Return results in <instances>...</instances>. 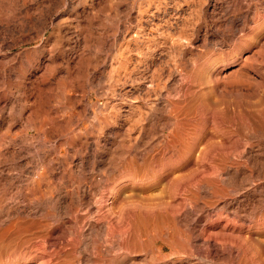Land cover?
Segmentation results:
<instances>
[{"label": "rangeland", "instance_id": "374dc122", "mask_svg": "<svg viewBox=\"0 0 264 264\" xmlns=\"http://www.w3.org/2000/svg\"><path fill=\"white\" fill-rule=\"evenodd\" d=\"M88 1L0 0V264H264V0ZM136 30L131 93L111 98ZM22 66L43 135L17 120ZM107 101L123 111L96 115Z\"/></svg>", "mask_w": 264, "mask_h": 264}, {"label": "bare ground", "instance_id": "6f19581e", "mask_svg": "<svg viewBox=\"0 0 264 264\" xmlns=\"http://www.w3.org/2000/svg\"><path fill=\"white\" fill-rule=\"evenodd\" d=\"M86 2H85V4H87V3H91V2H89L88 0H85ZM142 1V0H141ZM136 3V2H135ZM54 4V3H53ZM78 5L80 4V3H77ZM115 4V3H114ZM76 5V4H75ZM134 6V5H133ZM144 6H145V4L144 3H141L140 2V5H139V7H138V14H139V16H140V19H143L142 18V14L143 13H146L145 12V10L143 9L144 8ZM59 11H61V10H63L62 11V15H61V17H62V19H63V22H73V21H75L76 20V16H75V14H74V12H75V8L76 7H74V4H73V7H70V6H68V3L67 2H63V3H61L59 6ZM70 7V8H69ZM143 7V8H142ZM148 7V6H147ZM98 9V8H97ZM148 11V10H147ZM177 11V10H176ZM181 11V10H180ZM75 16V17H74ZM103 16V15H102ZM174 19V18H173ZM138 21H140V20H138ZM87 22V21H86ZM142 22V21H141ZM73 24V23H72ZM164 24V23H163ZM165 26V25H164ZM51 27V26H50ZM139 27H140V25H139ZM78 29V28H77ZM126 29H127V27H126ZM138 29H140V28H138ZM152 29V28H151ZM89 30V29H88ZM134 30V29H133ZM87 34V33H86ZM88 35V34H87ZM151 35V34H150ZM140 36H142L141 35V32L140 31H129V32H127V35H126V37H125V39L127 40L126 41V43L121 47V54L119 55L118 54V56L116 57H114L113 59H111V61L109 62V64H108V66H107V76H106V84H107V91H108V94L109 95H111L112 97L111 98H116V97H118L119 95H122V94H125V95H127L128 93H131V89H126L125 88V86H126V84H128L129 82L130 83H132V81H133V70L134 69H132V67H131V60H130V54L133 52V51H137V50H141L142 49V44L141 43H139V39L141 38ZM43 37V36H42ZM148 37V36H147ZM128 38V39H127ZM163 38V37H162ZM56 41V40H55ZM141 42V41H140ZM131 43H133L132 45H131ZM162 45V44H161ZM52 46V45H51ZM56 46V45H55ZM53 49V48H52ZM51 49V50H52ZM50 50V51H51ZM93 50V49H92ZM148 50H150V49H148ZM138 52V51H137ZM52 53V52H51ZM50 53V54H51ZM162 53L163 52H159V54L160 55H162ZM165 53V52H164ZM141 55V54H140ZM85 61V60H84ZM83 62V61H82ZM91 65V64H90ZM20 66V65H19ZM24 66V65H23ZM19 67L20 69H18L19 71H18V81H17V84H16V89H17V95H18V97H17V110H16V112H17V120H19V122L21 123V125H23L24 127L25 126H28V127H31L32 129H34L35 131H37L38 133H40V134H42L43 135V133H44V131H46L45 130V128H46V126H47V124H50V123H52V120H51V118L48 116H46L45 114H42L43 113V109L42 108H45V107H43L44 105H47L46 104V101H44V97L42 96V94L44 93H42L41 92V90L43 91V89H39V91H40V93H39V95H37V97L39 98L38 100L37 99H35V100H37V101H34V99H33V101L31 100V95H33V93L30 95V90L33 88V87H30V83H28L27 82V77H26V74H25V69H24V67H26V66H24V67ZM48 66V65H47ZM80 67V66H79ZM78 67V68H79ZM47 68V67H46ZM51 70V69H50ZM153 70V69H152ZM28 71V70H27ZM69 71H71V70H69ZM74 71V70H73ZM135 71V70H134ZM78 72H79V70H78ZM76 73V72H75ZM138 73V72H137ZM47 74V73H46ZM154 74V73H153ZM156 74V73H155ZM177 74V73H176ZM73 75V74H72ZM142 76V75H141ZM63 77V76H62ZM66 77V76H65ZM27 78V79H26ZM134 78H136V77H134ZM151 78V82H152V77H150ZM59 79H61V80H59L58 81V89L56 88V91L54 92L53 90H48L47 92V95H50V94H56V95H58V97L59 98H66V95L67 94H70L72 91H75V89H77V90H81V89H83V85L80 83V76L79 75H77V76H75V77H73L72 78V80H73V83H71V85H73V86H71L70 84L68 85V80L67 81H65L64 79H62V78H59ZM148 79V78H147ZM45 80V79H44ZM71 80V81H72ZM141 81V80H140ZM39 82V81H38ZM68 82V83H67ZM135 82V81H134ZM150 82V84H149V81H147L146 83H147V85L149 84V86L148 87H150V85L152 84ZM140 83V82H139ZM141 84V83H140ZM163 84V83H162ZM160 85V84H159ZM31 86H36V85H34V84H32ZM55 86V85H54ZM71 86V87H70ZM139 86V85H138ZM161 86V85H160ZM38 87V86H37ZM53 87V86H52ZM162 87V86H161ZM39 88H41V87H39ZM159 88V87H158ZM34 89V88H33ZM33 89H32V92H33ZM36 87H35V91L34 92H36ZM161 89H163V88H161ZM145 90V89H144ZM188 90V89H187ZM38 91V89H37V92H39ZM58 91V92H57ZM36 92V93H37ZM57 92V93H56ZM78 92V91H77ZM38 94V93H37ZM78 94V93H77ZM160 94V93H159ZM45 95H46V93H45ZM46 95V96H47ZM181 95V94H180ZM54 96V95H53ZM37 97H35V98H37ZM49 97V96H48ZM183 97V96H182ZM186 97V96H185ZM55 98V97H54ZM156 98V97H155ZM46 99V98H45ZM66 99H68V98H66ZM183 99V98H182ZM48 100V99H47ZM111 100V99H110ZM185 100V99H184ZM69 101H71V100H69ZM48 102V101H47ZM67 102H68V100H67ZM75 102V101H74ZM114 102V101H113ZM59 103V102H58ZM64 103H65V101H64ZM121 104V103H120ZM122 105V104H121ZM131 105V104H130ZM123 106V105H122ZM135 106V105H134ZM178 106H177V104H173V108H177ZM110 108H114V109H116V110H122V108H120V107H118V104H116V103H112V102H105V103H102L98 108H97V110L95 111V114L96 115H99V114H102L103 115V113H105V112H107ZM154 108V107H153ZM42 109V110H41ZM141 109V108H140ZM140 109L138 108V107H136V108H133V106L130 108V109H127L128 111L126 112L127 114H129L128 116L131 118V120L129 121V125H128V127L126 128V134H125V136H126V138H127V140L130 142V144H131V142L133 143L134 142V144L135 143H138V141L141 139V137L143 136L142 134L144 133V131H145V128L141 125V124H139V123H141V122H144V113L145 112H143L142 111V109H141V111H140ZM153 110V109H152ZM205 110V109H204ZM40 111H42L41 112V114H40ZM93 111V110H92ZM110 111V110H109ZM114 111V110H113ZM123 111V110H122ZM149 111H151V110H149ZM118 112H120V111H118ZM125 112V111H124ZM188 113V112H187ZM126 114V115H127ZM100 116V115H99ZM106 117H107V115H105ZM104 116V117H105ZM115 116V115H114ZM94 117H95V115H94ZM97 117V116H96ZM50 118V119H49ZM109 118V117H108ZM107 118V119H108ZM135 119H137L136 121H135ZM106 120V119H105ZM51 121V122H50ZM107 121V120H106ZM110 121V120H109ZM132 121L133 122H136V123H134V125H133V123H132ZM54 123H55V121H54ZM53 123V124H54ZM68 125H69V123H67ZM58 125V124H57ZM87 126V125H86ZM22 127V126H21ZM176 127V126H175ZM87 128V127H86ZM104 128V127H103ZM180 127H178L176 130H174L173 132H172V134H171V136H170V141H171V143H175L176 142V140H178V139H181L182 138V136L184 135V132H183V130H182V128H184V127H182L181 129H179ZM26 130V129H25ZM28 130V129H27ZM30 132V131H29ZM122 134V133H121ZM39 135V134H38ZM186 136H189V135H186ZM193 137V136H192ZM36 138V137H35ZM184 138H187V137H184ZM183 139V138H182ZM126 140V141H127ZM170 141H168V142H170ZM184 141H186V140H184ZM181 142V141H180ZM179 142V143H180ZM128 143V142H127ZM177 143H178V141H177ZM125 144V143H124ZM180 144H182V143H180ZM186 145V144H185ZM170 146V145H169ZM172 147V146H171ZM174 147V146H173ZM203 147V146H202ZM133 148V147H132ZM177 148V147H176ZM189 149V148H188ZM177 150V149H176ZM124 151V150H123ZM178 151H179V149H178ZM182 151H183V149H182ZM194 151V148H192V151L191 152H193ZM190 152V153H191ZM166 153V152H165ZM172 153H174V152H172ZM181 153H183V152H181ZM176 154V153H175ZM208 154V153H207ZM173 155V154H172ZM163 156V155H162ZM121 158V157H120ZM172 158V157H171ZM161 160V159H160ZM146 162H148V161H146ZM148 164L149 163H147L145 166L146 167H149L148 166ZM159 164H160V162H159ZM145 166H144V168H145ZM135 168V167H134ZM146 171V170H145ZM144 171V172H145ZM137 172V171H136ZM40 178V180L42 179V178H44V177H42V175L41 176H39L38 177V179ZM46 179V178H45ZM41 182V181H40ZM107 196V195H106ZM101 199H103V198H101ZM103 203V202H102ZM9 226V225H8ZM10 228V227H9ZM23 230V229H22ZM18 235V234H17ZM17 235H15V236H13L10 240H11V243H13V242H15L14 240L15 239H13V238H16L17 239ZM1 238V237H0ZM2 240V239H1ZM7 243V242H6ZM13 244H15L16 245V242L15 243H13ZM11 245V244H10ZM9 245V246H10ZM14 246V245H13ZM8 247V246H7ZM10 248V250H11V248L12 247H9ZM21 248V247H20ZM14 248H12V250H13ZM8 251L7 252H9V249H7ZM14 251H16V250H14ZM10 252H12V254L13 253H15V252H13V251H10ZM19 252V251H18ZM21 253V252H20ZM7 255V254H6ZM14 256V255H13ZM19 256V255H18ZM25 256V255H24ZM45 263V262H44Z\"/></svg>", "mask_w": 264, "mask_h": 264}]
</instances>
